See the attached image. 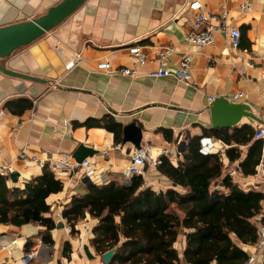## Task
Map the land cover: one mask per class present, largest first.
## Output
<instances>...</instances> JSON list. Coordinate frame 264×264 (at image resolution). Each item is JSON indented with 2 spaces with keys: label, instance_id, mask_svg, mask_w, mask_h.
I'll return each instance as SVG.
<instances>
[{
  "label": "crops",
  "instance_id": "0c3cea01",
  "mask_svg": "<svg viewBox=\"0 0 264 264\" xmlns=\"http://www.w3.org/2000/svg\"><path fill=\"white\" fill-rule=\"evenodd\" d=\"M61 1L0 0V26L39 18ZM194 2L206 15L227 9L228 23L241 33L239 46L232 45L226 32L215 34L212 45L189 44L186 33L198 12L190 7ZM243 4L250 9L243 10ZM134 45L148 57L143 66L130 56L129 47ZM168 48L174 51L170 71L179 67L185 54L193 55L190 83L173 75L148 74L160 67L159 52ZM76 54L80 62L67 70ZM106 60L115 69L128 67L136 74L99 70L98 64ZM1 62L9 70L39 79L0 71V165L13 168L6 177L8 185L23 187L63 155L76 160L81 146L96 173L88 181L83 169L56 173L52 167L64 184L47 198L51 212L46 215L56 224L50 231L54 243L43 241L47 229L38 222L0 223V264H106L90 243L96 220L83 221L91 230L85 231L81 222L79 231L72 233L67 220L57 214L92 183H127L124 172L140 137V146H152L151 159L168 149L174 156L162 159L177 164L190 139L200 136L201 150L219 153L225 172L242 189L264 195V140L255 137L257 128L264 126V0H86L60 25ZM240 92L243 97L236 99ZM212 96L248 105L257 120L243 116L235 126L214 127ZM256 142L262 150H254ZM22 153L29 159H21ZM249 155L251 173L245 174L241 163ZM157 166L147 165L145 185L158 192L174 187ZM13 173L19 174L17 182L11 179ZM262 206L264 213V199ZM59 222L63 228H58ZM185 245L181 234L176 243L181 257ZM243 248L249 255L257 252L253 245ZM257 264H264V256H258Z\"/></svg>",
  "mask_w": 264,
  "mask_h": 264
},
{
  "label": "trees",
  "instance_id": "16d2710c",
  "mask_svg": "<svg viewBox=\"0 0 264 264\" xmlns=\"http://www.w3.org/2000/svg\"><path fill=\"white\" fill-rule=\"evenodd\" d=\"M253 147L262 150L260 142ZM251 161L249 155L241 163L245 174L251 173ZM157 170L176 185L158 192L134 176L124 184L92 183L85 194L74 195L62 211L72 233L87 218L96 220L90 243L101 255L117 247L111 264H245L249 254L243 246L257 241L263 193L242 189L225 172L219 153L201 150L200 136L190 139L177 164L165 157ZM63 188L48 164L23 187H10L0 176V223L38 222L47 229L43 241L53 244L56 224L46 215L47 198ZM181 234L182 257L176 247Z\"/></svg>",
  "mask_w": 264,
  "mask_h": 264
},
{
  "label": "built area",
  "instance_id": "2783aa9c",
  "mask_svg": "<svg viewBox=\"0 0 264 264\" xmlns=\"http://www.w3.org/2000/svg\"><path fill=\"white\" fill-rule=\"evenodd\" d=\"M190 7L198 12L195 15V22L191 31L186 33V39L189 44L194 46H206L212 45L215 43V34L219 32H226L229 34L231 43L234 47H238L240 43V30L233 27L229 24L230 13L227 9L221 10L219 15H206L204 11L201 9L199 3L194 2L190 5ZM243 10H249L248 4H243L241 7ZM62 49H60V52ZM130 56L136 61L139 66H143L147 63L148 57L143 53L142 49L137 46L129 47ZM173 50L168 48L167 50L160 51V67L150 71L148 74L151 77H166V76H175L178 79L182 80L185 83H190L192 76V64H193V55L188 53L185 54L179 64V67L175 71H170L168 69L169 58L173 55ZM81 60L80 54L74 55L72 59H70L66 64V69L70 70L76 64H78ZM250 65V64H249ZM99 70L111 72L113 74H119L123 76H133L136 74V71L130 69L128 67H120L113 68L111 63L106 60L98 64ZM245 72V69H243ZM243 93L235 94V98L243 97ZM216 97H209V101H214ZM256 139L264 140V126L258 127L255 133ZM151 150L152 146L150 144L142 145L139 148H136L131 155V162L129 166L125 169V178L126 180H130L134 176H142L145 174L147 165H159L162 162V157L166 156L168 158H172L174 156L173 151L168 149H163L160 152V158L151 159ZM21 159H29L24 153L20 156ZM32 161H36L39 163L44 162L40 161L37 157L31 158ZM53 169L56 173H60L65 170H69L71 172H76L78 170H84V176L88 178H92L96 170L92 167V163L88 159H84L79 162L77 160H73L71 156H61L54 161H52ZM13 171V168L10 164L0 165V176L9 177V174ZM57 217L61 220L63 218L62 213H58ZM264 218V213H260L256 219L258 221V233H257V241L253 245L256 249V253H252L249 255V258L245 264H257L258 256H264V222L262 221ZM83 228L85 231L91 230V225L88 222H83ZM67 229L69 232L72 231V227L67 225ZM82 242V240H81ZM8 249V246L6 247ZM26 262V258L23 259Z\"/></svg>",
  "mask_w": 264,
  "mask_h": 264
},
{
  "label": "water",
  "instance_id": "95a60500",
  "mask_svg": "<svg viewBox=\"0 0 264 264\" xmlns=\"http://www.w3.org/2000/svg\"><path fill=\"white\" fill-rule=\"evenodd\" d=\"M86 0H62L59 4L48 9L47 13L39 18H33L27 21L18 22L15 24L0 26V71L16 77L29 78L13 70L7 69L1 62L2 59L11 56L18 49L27 46L52 29L60 25L63 21L69 18ZM39 80L38 78H29ZM213 126L214 127H232L237 125L243 116L250 119H256L252 114L248 105L232 103L226 98L215 100L211 107ZM141 137L136 140L140 146ZM84 146H81L75 153L74 158L81 162L86 158ZM183 152V150H182ZM19 174L13 173L11 179L13 182L18 181ZM89 181V178L86 177ZM176 185L175 183L173 184ZM58 228H63L62 222L58 223ZM86 255L93 258L88 247H85ZM117 247H114L102 254L106 264H111L114 253Z\"/></svg>",
  "mask_w": 264,
  "mask_h": 264
}]
</instances>
